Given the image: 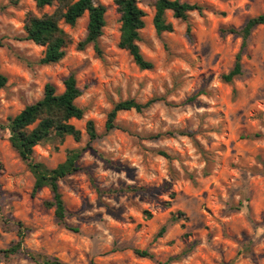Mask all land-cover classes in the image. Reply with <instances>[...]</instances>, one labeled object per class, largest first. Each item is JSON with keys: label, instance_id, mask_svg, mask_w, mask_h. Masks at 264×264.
I'll list each match as a JSON object with an SVG mask.
<instances>
[{"label": "clouds", "instance_id": "9594fccd", "mask_svg": "<svg viewBox=\"0 0 264 264\" xmlns=\"http://www.w3.org/2000/svg\"><path fill=\"white\" fill-rule=\"evenodd\" d=\"M0 264H264V0H0Z\"/></svg>", "mask_w": 264, "mask_h": 264}]
</instances>
